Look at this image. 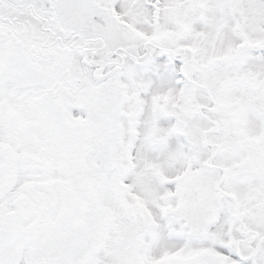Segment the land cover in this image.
Returning a JSON list of instances; mask_svg holds the SVG:
<instances>
[{
    "label": "snow or ice",
    "instance_id": "snow-or-ice-1",
    "mask_svg": "<svg viewBox=\"0 0 264 264\" xmlns=\"http://www.w3.org/2000/svg\"><path fill=\"white\" fill-rule=\"evenodd\" d=\"M0 264H264V0H0Z\"/></svg>",
    "mask_w": 264,
    "mask_h": 264
}]
</instances>
